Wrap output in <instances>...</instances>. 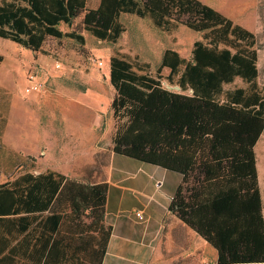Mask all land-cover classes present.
Returning <instances> with one entry per match:
<instances>
[{
    "label": "trees",
    "instance_id": "trees-1",
    "mask_svg": "<svg viewBox=\"0 0 264 264\" xmlns=\"http://www.w3.org/2000/svg\"><path fill=\"white\" fill-rule=\"evenodd\" d=\"M87 4L2 0L0 37L33 51L50 37L84 44L82 33L60 28L82 13L84 29L111 42L123 32L122 13L202 32L191 60L168 48L160 64L170 68V79L180 74L177 84L190 94L170 90L122 56L110 58L112 151L181 175L169 210L217 250L218 264H264L255 151L264 132V87L223 88L236 78L251 84L258 78L256 36L201 0ZM87 180L48 169L0 183V264H102L112 234L104 222L109 184Z\"/></svg>",
    "mask_w": 264,
    "mask_h": 264
},
{
    "label": "rangeland",
    "instance_id": "rangeland-1",
    "mask_svg": "<svg viewBox=\"0 0 264 264\" xmlns=\"http://www.w3.org/2000/svg\"><path fill=\"white\" fill-rule=\"evenodd\" d=\"M201 1L251 30L257 39L258 78L254 84L236 78L223 85L224 91L263 88L264 0ZM99 3L100 0H88L87 5L97 8ZM83 15L60 28L82 33L86 38L84 44L70 37H50L41 49L33 51L0 37V183L25 172H44L49 150L59 164L61 157L74 161L81 158L78 164H71L73 177H83L86 181L105 179L106 159L112 151L117 123L111 109L116 90L109 78L110 58L122 56L140 72L160 78L164 86H179L180 74L170 79V68H160L165 50L171 48L191 60L193 44L203 39L202 32L183 24L166 29L150 17L122 13L119 21L123 32L117 41L111 42L84 29ZM31 72L43 84L41 92H24ZM173 90L192 93L181 87ZM223 98L224 94L220 96ZM98 116L99 123H96ZM99 148H102L100 153ZM255 151L264 198V132Z\"/></svg>",
    "mask_w": 264,
    "mask_h": 264
},
{
    "label": "crops",
    "instance_id": "crops-1",
    "mask_svg": "<svg viewBox=\"0 0 264 264\" xmlns=\"http://www.w3.org/2000/svg\"><path fill=\"white\" fill-rule=\"evenodd\" d=\"M96 123H99V116ZM94 128H97L96 124ZM101 150L99 148L98 152ZM51 153L49 150L46 154V170L53 169L73 177L71 164H78L81 158L74 161L61 157L59 164ZM109 159L105 173L109 188L104 222L111 226L112 234L102 264H218L217 250L169 210L173 194L182 180L179 173L121 159L113 151ZM258 160L257 156L258 179L263 193ZM137 212L142 216H137ZM208 254H211L210 259Z\"/></svg>",
    "mask_w": 264,
    "mask_h": 264
},
{
    "label": "built area",
    "instance_id": "built-area-1",
    "mask_svg": "<svg viewBox=\"0 0 264 264\" xmlns=\"http://www.w3.org/2000/svg\"><path fill=\"white\" fill-rule=\"evenodd\" d=\"M59 67V65H57ZM28 84L24 88L25 93H30L33 91L41 92V89L43 88V84L39 81L37 74L34 72L29 73V76L27 77ZM137 216L141 217V212H137Z\"/></svg>",
    "mask_w": 264,
    "mask_h": 264
},
{
    "label": "water",
    "instance_id": "water-1",
    "mask_svg": "<svg viewBox=\"0 0 264 264\" xmlns=\"http://www.w3.org/2000/svg\"><path fill=\"white\" fill-rule=\"evenodd\" d=\"M168 88H170V90H173V89H180V86H174V87H172V86L168 85Z\"/></svg>",
    "mask_w": 264,
    "mask_h": 264
}]
</instances>
